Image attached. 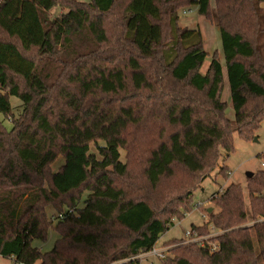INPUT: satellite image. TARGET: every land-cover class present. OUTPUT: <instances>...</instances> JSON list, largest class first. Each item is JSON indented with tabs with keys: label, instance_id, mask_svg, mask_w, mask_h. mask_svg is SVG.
<instances>
[{
	"label": "trees",
	"instance_id": "obj_1",
	"mask_svg": "<svg viewBox=\"0 0 264 264\" xmlns=\"http://www.w3.org/2000/svg\"><path fill=\"white\" fill-rule=\"evenodd\" d=\"M262 4L2 3L0 114L12 128L0 123V257L16 264H139L174 222L200 209L193 193L217 167L220 151L232 152L233 128L217 55L202 75L203 41L178 26V13L196 6L199 16L215 20L235 130L250 141L264 121ZM53 9L58 18H50ZM10 98L21 103L17 118ZM220 175L229 178L226 167ZM246 184L250 214L241 186L229 185L211 198L208 222L191 227L199 236L220 234L202 247L167 242L160 263L264 264V172ZM49 208L65 213L54 227L58 240L43 254L31 244L46 239Z\"/></svg>",
	"mask_w": 264,
	"mask_h": 264
},
{
	"label": "rangeland",
	"instance_id": "obj_2",
	"mask_svg": "<svg viewBox=\"0 0 264 264\" xmlns=\"http://www.w3.org/2000/svg\"><path fill=\"white\" fill-rule=\"evenodd\" d=\"M211 6L214 9V3H211ZM184 13L186 14L184 15ZM60 14L61 11L59 9H53L50 13V18H58ZM178 17V26L180 28H187L191 31H197L201 36V39L203 41V48L208 54L201 68V74H205L214 53H216L219 63L222 66L224 86L221 95V100L226 103L225 117L231 122L233 128V150L231 153H225L223 151H220V157L217 163V167L212 173L208 175V178L200 184L198 189L194 191L193 204L200 205V209H194L190 214L185 215L180 222H174V226L170 228L169 231L164 233L155 244L153 248V250L155 251H161L162 249H164V244L172 240H184L185 233L190 231L192 226L201 227L206 224L208 222L207 211L212 208V205L210 204L211 198L215 195L221 194L231 184L241 186L246 211L248 214H250L246 184L247 178L249 174L255 175L260 171L264 172V167H262V164L264 165V159L261 158V156L264 154V121L262 122L255 136H252L250 138V141L242 140L237 135L234 122L235 117L231 105L229 86L227 82L224 58L221 48V38L215 20L209 22L199 16L197 13L196 6L181 9L178 13ZM260 48L264 56V36H262L260 39ZM10 105L12 108L13 117L17 118L22 111L21 103L15 98H10ZM0 123H2V125L7 131L11 130V121L5 118L2 114H0ZM92 153H95L94 149H92ZM121 155V158H123L124 154L122 153ZM62 164L63 159H59L52 166L53 171L56 172ZM223 167H226L229 171L228 179H224L223 176L220 175ZM86 197L87 193H84L77 208L83 207V203ZM64 210L65 208L63 209V211ZM64 213L65 212L56 213L50 208L46 211L49 221H51L52 217H57L58 214ZM57 222L58 220L51 221L52 226L47 231L46 239L44 241L34 240L31 244L32 248L40 251L43 254L48 253L52 250L55 242L59 238L57 232L54 229ZM210 235H212V232ZM138 262L139 264H161L159 259L151 256L144 257L143 259L138 260ZM0 264L16 263L12 258L0 257Z\"/></svg>",
	"mask_w": 264,
	"mask_h": 264
},
{
	"label": "built area",
	"instance_id": "obj_3",
	"mask_svg": "<svg viewBox=\"0 0 264 264\" xmlns=\"http://www.w3.org/2000/svg\"><path fill=\"white\" fill-rule=\"evenodd\" d=\"M6 0H0V5L2 3H4ZM186 13H184L185 15ZM262 167H264V165L262 164ZM64 218V215L62 214H59L57 217H52L51 221L52 220H62ZM210 230H212V228L210 227ZM220 233H215V232H212V235H208V236H199L198 233L196 231H188L185 233V239H184V243L185 244H197L199 245L200 247L203 246V243L205 241H207L208 239L218 235ZM218 250V246L216 244H212L210 246V252L214 253ZM167 254V249H162L161 251H155V250H152L151 252L145 254V255H142L140 257H138V260H141L143 259L144 257H148V256H151V257H155L159 260H163L165 258Z\"/></svg>",
	"mask_w": 264,
	"mask_h": 264
},
{
	"label": "crops",
	"instance_id": "obj_4",
	"mask_svg": "<svg viewBox=\"0 0 264 264\" xmlns=\"http://www.w3.org/2000/svg\"><path fill=\"white\" fill-rule=\"evenodd\" d=\"M76 1H78V2H82V3H87V2H88V0H76ZM261 7L264 8V4H262Z\"/></svg>",
	"mask_w": 264,
	"mask_h": 264
},
{
	"label": "water",
	"instance_id": "obj_5",
	"mask_svg": "<svg viewBox=\"0 0 264 264\" xmlns=\"http://www.w3.org/2000/svg\"><path fill=\"white\" fill-rule=\"evenodd\" d=\"M256 141V140H255ZM252 177V174H249L248 175V178H251ZM211 212V209H209L208 211H207V213H210Z\"/></svg>",
	"mask_w": 264,
	"mask_h": 264
}]
</instances>
